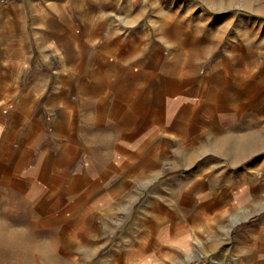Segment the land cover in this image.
Segmentation results:
<instances>
[{"label":"crops","instance_id":"0c3cea01","mask_svg":"<svg viewBox=\"0 0 264 264\" xmlns=\"http://www.w3.org/2000/svg\"><path fill=\"white\" fill-rule=\"evenodd\" d=\"M249 1L0 0V225L50 264H264V154L213 143L264 126Z\"/></svg>","mask_w":264,"mask_h":264},{"label":"rangeland","instance_id":"374dc122","mask_svg":"<svg viewBox=\"0 0 264 264\" xmlns=\"http://www.w3.org/2000/svg\"><path fill=\"white\" fill-rule=\"evenodd\" d=\"M264 4V0L261 1ZM258 18H256V23H262L264 24V16L260 15L257 16ZM263 56H264V47H263ZM258 67L259 72H262V74L264 73V63L262 64H257L256 65ZM245 101L244 105L247 106V108H249V116H254L255 121H259L262 122V124H264V94H260V95H250L248 97L243 98ZM243 110H246V107H243ZM259 113V114H258ZM260 115V117H259ZM254 121L250 120V124H252ZM258 124H255V126H257ZM264 126L261 127L258 131H254L252 133H246L244 135V139H241L240 136H236L233 139H238L239 142L237 145H232L235 146L233 147H229V146H224V147H219L217 144V141L219 139H215L214 140V146L217 148L218 152L220 153H224L225 155H223L222 157H220L221 162L224 163V166L226 168L229 169H233V170H246L251 168V166H253V164L256 163L257 158L261 155L264 154V151H261L262 146L259 139H264ZM239 137V138H236ZM246 139H255V143L252 144L255 145L257 144L259 147V150L256 151H252L248 156L244 157V155L242 154L244 148H245V144H246ZM243 141V142H242ZM262 148V149H261ZM236 154V156L238 159L235 160V158L233 157V155ZM261 160H264V155L261 157ZM263 169H264V165H263ZM264 178V176H262ZM264 181V180H263ZM15 219V217H14ZM5 225V226H4ZM0 225V254H2L4 252V254H8L5 257H3L1 259L0 264H14V262L16 261V258L14 259V257L11 256V253L13 251L12 248H7L5 245V238L7 236L11 237L13 236L12 234L17 232L16 229V225L15 224H11V222L6 225ZM32 233V232H31ZM21 234V233H18ZM29 238V237H28ZM29 246H33L31 249V253L29 254V256L24 255V257L21 258V262L22 264H50L52 260H56L53 256H50L49 254H47L48 250H49V245L41 243V250L39 249V251L37 253V255H33L32 253L35 252L34 250V242L32 239L29 238ZM36 248H38V245H36ZM8 250V251H7ZM37 251V250H36ZM64 257L62 256V261L57 260L56 262H54L53 264H64ZM19 260V258H18Z\"/></svg>","mask_w":264,"mask_h":264},{"label":"bare ground","instance_id":"6f19581e","mask_svg":"<svg viewBox=\"0 0 264 264\" xmlns=\"http://www.w3.org/2000/svg\"><path fill=\"white\" fill-rule=\"evenodd\" d=\"M232 1H234V0H232ZM256 2H254V1L253 2H250L249 1L250 6L253 9H256V8L259 9L261 11V13L264 15V6L263 7H260L259 3L257 4ZM214 3H215V5L219 6V5H221V0L220 1L214 0ZM210 4H212V3H210ZM259 141H260V143L262 145L260 147L264 148V139H259ZM238 142H239L238 139H219L217 141V144H218L219 147L229 146V147H233L234 148L235 146H232V145H237ZM252 142L254 144L256 142L255 139H253V140L252 139H246L245 148H244V150L242 152V154L244 155V157L248 156L252 151L259 150L258 145L257 144L253 145ZM239 156H236V154L233 155V157L235 158V160H237L238 159L237 157H239ZM12 235L13 236H11V237L7 236L5 238V245H6L7 248H12L13 249V251L11 253V256L14 257V259L16 258V261L14 262V264H22L21 258L24 257V255L26 256V254H27V256H29V254L31 253V249H32L33 246H29L30 245L29 238L26 235H25V238H23V235L22 234H17V232L13 233ZM47 254H48V252H47ZM6 255H8V254H4V252L2 254H0V262H1V259L3 257H5ZM18 258H19V260H18Z\"/></svg>","mask_w":264,"mask_h":264}]
</instances>
